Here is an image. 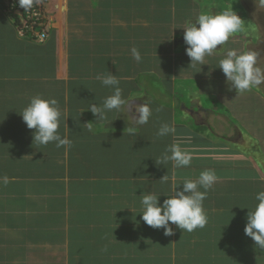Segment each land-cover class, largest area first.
I'll use <instances>...</instances> for the list:
<instances>
[{
    "label": "crops",
    "instance_id": "1",
    "mask_svg": "<svg viewBox=\"0 0 264 264\" xmlns=\"http://www.w3.org/2000/svg\"><path fill=\"white\" fill-rule=\"evenodd\" d=\"M43 1L45 40L27 36L9 17L16 15L10 0H0V178H10L7 185L0 179V264H264V251L244 232L248 208L264 190V87L238 95L217 68L230 48L251 49L264 61V9L256 0ZM229 9L243 27L206 57L210 67L188 69L182 27L201 13ZM96 26L133 33L125 40L131 48L112 52L130 57L124 72L118 62L111 67L128 103L103 122L88 108L112 94L97 79L107 74L93 63L73 74L69 65L72 56L95 57L86 47ZM157 44H164L163 54L154 51ZM134 47L145 64L132 57ZM160 56L168 62L159 63ZM191 76L197 94L187 103L178 79ZM36 95L57 100L58 132L70 145L34 144L35 130L20 112ZM143 103L152 116L136 125L135 107ZM250 107L258 114H248ZM162 123L174 124L176 134L157 136ZM176 142L192 153L191 165H158ZM206 169L218 180L203 202L204 228L183 232L172 225L174 234L165 236L142 220L143 192L160 195L162 204L173 183L182 189Z\"/></svg>",
    "mask_w": 264,
    "mask_h": 264
},
{
    "label": "clouds",
    "instance_id": "2",
    "mask_svg": "<svg viewBox=\"0 0 264 264\" xmlns=\"http://www.w3.org/2000/svg\"><path fill=\"white\" fill-rule=\"evenodd\" d=\"M18 3L25 10H30L33 6V0H18ZM256 4L259 9H264V0H256ZM243 23L244 20L234 9L215 14L201 13L194 21L186 22L182 28L184 29L183 39L187 45L186 55L191 61L190 67L208 65L206 57L212 56L219 49L218 46H223L232 34L240 31ZM131 53L136 62L142 61V55L137 48H132ZM217 68L224 73L229 91L234 89L238 95L264 84V67L260 64L259 53L251 49L246 51L237 48L227 49L223 57L218 60ZM97 79H100L104 86L112 89V94L104 99L101 106L93 103L88 108L96 116V122H103L107 120L108 112L120 111L128 102L122 95V89L119 87L120 81L116 75L110 72L103 77L98 76ZM159 110L157 109V111ZM134 112L133 120L136 125L147 124L152 116V110L147 103L138 104ZM20 114L26 126L35 130L33 133L34 144L55 143L58 148L70 145L69 138L62 137L58 132L61 111L55 98L45 99L36 95ZM89 130L91 131V128ZM127 130L130 134L134 132L131 127ZM175 134L176 127L169 123H162L157 132L159 137L174 136ZM192 160V153L176 142L165 149L156 163L165 165L171 161L173 168H183L190 166ZM0 179L4 185L10 182V178L7 176ZM168 179L169 177L165 175L161 180L167 182ZM217 180L215 171L206 169L196 179H185L182 189L173 183L172 195H165L167 199L162 204L160 195L143 192L139 196L142 220L154 229H163L165 236L174 234L172 225L183 232L204 228L208 218L203 202ZM173 181H175L174 176ZM255 200L258 203L254 207L248 208L244 232L254 241L257 249L264 251V190L256 193ZM102 250L106 252L107 246Z\"/></svg>",
    "mask_w": 264,
    "mask_h": 264
},
{
    "label": "trees",
    "instance_id": "3",
    "mask_svg": "<svg viewBox=\"0 0 264 264\" xmlns=\"http://www.w3.org/2000/svg\"><path fill=\"white\" fill-rule=\"evenodd\" d=\"M9 17L15 22L17 27L19 26L20 19L13 13H9ZM91 34L94 37V43L88 44V48H93L95 52V57L85 58L86 60H81L78 56H72L70 58V69L73 74H76L82 69L90 68L89 65L91 63L96 65L97 70L102 74H109L111 71V67L113 62H118L119 66H121V70L123 71L130 67L131 61L129 60L130 57H128L127 54L120 53L119 55L127 56L126 59L124 57H118L113 58L112 52L114 50L124 48L128 49L131 48L130 42L127 43L125 40L129 39V36H131L133 33H129V29L122 28V27H114V28H108V27H102V26H96L91 29ZM112 37L113 39H110ZM164 44H157V47H155L154 51L156 53L163 54L164 52ZM85 48V49H86ZM82 48H80L77 52H81ZM159 59H164L165 61H159L160 62H168V59L166 57H157ZM149 62V61H148ZM139 63L145 64L146 60H143ZM124 72V71H123ZM112 73V71H111Z\"/></svg>",
    "mask_w": 264,
    "mask_h": 264
},
{
    "label": "built area",
    "instance_id": "4",
    "mask_svg": "<svg viewBox=\"0 0 264 264\" xmlns=\"http://www.w3.org/2000/svg\"><path fill=\"white\" fill-rule=\"evenodd\" d=\"M9 8L19 15L21 22L18 28L25 30L27 36L32 33L37 38L45 40L49 37L48 24L45 21L46 12L43 0H33V6L30 10H25L19 6L18 0H10Z\"/></svg>",
    "mask_w": 264,
    "mask_h": 264
},
{
    "label": "rangeland",
    "instance_id": "5",
    "mask_svg": "<svg viewBox=\"0 0 264 264\" xmlns=\"http://www.w3.org/2000/svg\"><path fill=\"white\" fill-rule=\"evenodd\" d=\"M43 3H44V1H43ZM44 5H45V3H44ZM46 16V20H47V23H48V19H47V15H45ZM243 27V26H242ZM248 47V46H247ZM183 55H186V53H183ZM185 63H186V65H187V67H188V69H192V67H190V63H191V61H190V58L186 55L185 56ZM212 63L213 62H208V65H207V67H210L211 65H212ZM260 64L261 65H264V61L263 60H261L260 59ZM195 70H199V65H196L195 66ZM214 71H215V67H213V71L211 72V74H213L214 75ZM215 76V75H214ZM191 79H188V80H186L185 81V83H182V80H179L178 79V82L181 84V85H183V87H182V89H181V91H182V95H184L185 96V101L187 102V103H189V101H190V97L192 96V95H194V94H197V87H196V82H195V80H194V77L193 76H191L190 77ZM180 90V89H179ZM200 99H202V101L204 102V104H205V106L207 105V106H210V103H211V101L207 98V97H201ZM226 110V108L224 109V111ZM246 111L248 112V114H258V112H257V109H256V107H250V108H248V109H246Z\"/></svg>",
    "mask_w": 264,
    "mask_h": 264
},
{
    "label": "flooded vegetation",
    "instance_id": "6",
    "mask_svg": "<svg viewBox=\"0 0 264 264\" xmlns=\"http://www.w3.org/2000/svg\"><path fill=\"white\" fill-rule=\"evenodd\" d=\"M262 86L264 87V84H262Z\"/></svg>",
    "mask_w": 264,
    "mask_h": 264
}]
</instances>
